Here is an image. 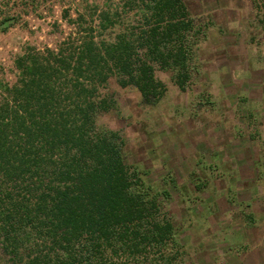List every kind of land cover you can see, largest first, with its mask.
Segmentation results:
<instances>
[{
  "label": "trees",
  "instance_id": "16d2710c",
  "mask_svg": "<svg viewBox=\"0 0 264 264\" xmlns=\"http://www.w3.org/2000/svg\"><path fill=\"white\" fill-rule=\"evenodd\" d=\"M62 18L70 31L54 49L24 48L15 82L0 78V263L183 264L169 192L148 185L121 133L97 120L117 110L111 80L147 106L165 93L158 72L185 91L206 26L183 0H83Z\"/></svg>",
  "mask_w": 264,
  "mask_h": 264
},
{
  "label": "rangeland",
  "instance_id": "374dc122",
  "mask_svg": "<svg viewBox=\"0 0 264 264\" xmlns=\"http://www.w3.org/2000/svg\"><path fill=\"white\" fill-rule=\"evenodd\" d=\"M38 1L0 0V30L7 28L0 78L7 84L16 80L14 58L28 46L54 49L70 31L63 13L74 18L83 0ZM183 1L206 26L194 82L180 91L158 72L165 93L147 106L135 89L111 80L117 110L97 125L119 131L126 163L169 192L183 264H264V0ZM243 210L253 212V227L244 225Z\"/></svg>",
  "mask_w": 264,
  "mask_h": 264
},
{
  "label": "crops",
  "instance_id": "0c3cea01",
  "mask_svg": "<svg viewBox=\"0 0 264 264\" xmlns=\"http://www.w3.org/2000/svg\"><path fill=\"white\" fill-rule=\"evenodd\" d=\"M255 52H256V50H255ZM257 61H259V59H257ZM260 63H261V61H260ZM247 78V77H246ZM248 78H250V77H248ZM261 86H264V83L263 84H261ZM263 98H264V92H262L261 93V95H260V99L259 100H261L262 102H263ZM259 102V101H258ZM249 103V102H248Z\"/></svg>",
  "mask_w": 264,
  "mask_h": 264
}]
</instances>
